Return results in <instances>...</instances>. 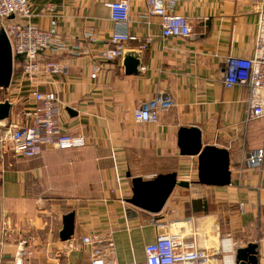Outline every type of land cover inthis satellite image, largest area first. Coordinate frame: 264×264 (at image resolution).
<instances>
[{
    "label": "crops",
    "instance_id": "crops-1",
    "mask_svg": "<svg viewBox=\"0 0 264 264\" xmlns=\"http://www.w3.org/2000/svg\"><path fill=\"white\" fill-rule=\"evenodd\" d=\"M28 1L31 22L66 46L45 52L43 60L58 59L68 74L42 75L31 83L15 69L10 88H0V103L12 104L10 118L1 123L5 135L11 125L24 123L35 85L59 95L63 129L84 136L87 145L49 149L30 159L16 156L9 143L0 146V264H90L81 238L98 231L113 234L112 264H143L145 247L156 241L162 223L183 244H225L229 251L215 264H223V256L236 264V251L251 243L259 245L264 264V161L254 168L248 160L264 152V120L249 119L248 87L223 85L226 59L253 58L256 44L264 43L261 6L250 0H179L175 11L197 38H163L161 18L143 17L146 0H131L128 32L139 41L127 43L126 52L140 53L139 73L127 75L123 58L100 63L93 79L97 54L111 46L116 30L107 4L117 0ZM137 108L156 111L159 122H135ZM181 128H199L203 146L229 152L230 186L198 183V156L180 153ZM172 173L190 187L177 186L160 213L128 202L133 178ZM70 212L75 233L62 242L63 217Z\"/></svg>",
    "mask_w": 264,
    "mask_h": 264
},
{
    "label": "built area",
    "instance_id": "built-area-1",
    "mask_svg": "<svg viewBox=\"0 0 264 264\" xmlns=\"http://www.w3.org/2000/svg\"><path fill=\"white\" fill-rule=\"evenodd\" d=\"M179 0H146L144 18L158 16L162 20L163 38H193L189 21L177 14L175 9ZM261 6L260 22L264 25V0H250ZM131 0H117L107 4L110 18L116 24L111 46L98 52L100 60L93 66L91 77L96 79L102 65L124 58L126 44L139 41L128 32ZM32 10L28 0H0V31L4 30L13 53L14 70L20 69L23 77L33 83L39 76L47 77L59 74L67 75L68 67L55 58L43 60V54L49 50L62 52L64 43L59 37L41 29L31 22ZM261 31L264 29L261 26ZM90 37V36H88ZM152 38L141 45L146 49ZM226 70L223 80L224 88L246 86L250 90L249 119L264 120V43L255 46L253 58L228 57L225 62ZM30 106L24 110V123L11 125L6 134L0 123V146L9 143L14 154L30 159L43 156L49 149L72 150L87 145L84 136L68 133L61 123L62 103L55 92H43L35 85L30 90ZM137 123H158L156 111L137 108L133 112ZM249 163L254 168H260L264 161V152L258 151L249 156ZM167 225L158 224L156 241L145 247L146 259L143 264H215L222 254L227 255L225 244L220 248L201 249L197 244H183L178 236L167 231ZM82 245L90 251V264H112L116 254V245L111 232H94L81 238ZM20 255V254H19ZM227 264L226 256L222 257ZM234 260L232 259V263ZM137 264V263H132Z\"/></svg>",
    "mask_w": 264,
    "mask_h": 264
},
{
    "label": "water",
    "instance_id": "water-1",
    "mask_svg": "<svg viewBox=\"0 0 264 264\" xmlns=\"http://www.w3.org/2000/svg\"><path fill=\"white\" fill-rule=\"evenodd\" d=\"M127 75H137L140 68V53L128 51L124 57ZM14 74L13 53L10 42L4 32L0 31V88L9 89ZM12 104L9 100L0 103V123L10 118ZM178 146L183 156H198V183L207 186H230V154L216 146H203L202 133L199 128H181ZM130 177V174L128 175ZM133 197L128 202L153 214L160 213L177 186L189 188L190 183L178 182L177 174L159 175L152 180L133 178ZM75 233V213L63 217V229L60 240L67 242ZM259 245L249 244L236 251V264H259Z\"/></svg>",
    "mask_w": 264,
    "mask_h": 264
},
{
    "label": "rangeland",
    "instance_id": "rangeland-1",
    "mask_svg": "<svg viewBox=\"0 0 264 264\" xmlns=\"http://www.w3.org/2000/svg\"><path fill=\"white\" fill-rule=\"evenodd\" d=\"M19 106H20V107H17V109H21V105H20V104H19ZM226 221H227V223H229V222H228V221H229L228 218H226ZM225 223H226V222H225Z\"/></svg>",
    "mask_w": 264,
    "mask_h": 264
}]
</instances>
